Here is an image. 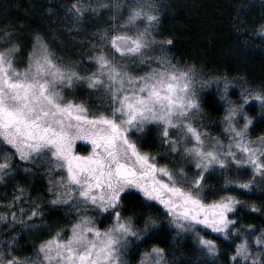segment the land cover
Listing matches in <instances>:
<instances>
[{
	"label": "snow or ice",
	"instance_id": "obj_1",
	"mask_svg": "<svg viewBox=\"0 0 264 264\" xmlns=\"http://www.w3.org/2000/svg\"><path fill=\"white\" fill-rule=\"evenodd\" d=\"M108 7L115 9L108 26L97 29L90 39L93 52L87 59L95 71L84 74L58 57L39 34L33 37L26 66L18 67L21 45L13 39L14 32L0 31V45H7L0 47V181L13 175L12 161L17 156L21 161L46 158L65 170L58 182L49 179V203L71 202L80 213L69 228L42 240L31 262L14 255L9 241L7 252H0V264H127L126 252L133 241L143 242L164 227L147 216L138 228L134 214L124 215L123 199L130 195L138 197L141 206H163L168 225L177 235L191 233L200 253L214 258L220 251L216 240L197 229L203 225L225 238L230 233L239 235L233 217L241 202L227 189L207 200V176L232 166L250 167L251 177H226L225 185L248 190L257 178L264 181V133L256 139L250 136L256 126L264 125V86L242 88L239 99L233 100L229 86L236 81L227 74L206 75L195 65L180 67L166 56L154 55L157 47L171 43L158 42L154 34L160 21L155 3L134 0L125 5L116 0L111 5L93 6L74 0L67 14L73 26L79 27L89 9L95 13L97 8ZM257 33L264 39V22ZM79 86H86L98 103L68 98L65 93ZM208 102L224 105L221 120L227 143L210 137L199 123L202 103ZM252 104H258V109H253L255 116L248 112ZM153 130L170 154L179 155L191 167L170 168L142 150ZM77 140L90 141L87 155L73 151ZM15 191L18 195L6 202L5 208L24 201L25 188L17 186ZM88 210L109 217L111 223L99 227ZM24 211L11 212L12 221L17 212L22 215ZM8 215L0 212V220H7ZM42 215L41 206L33 202L30 218ZM255 243L264 245V230ZM249 257L252 264L260 259L244 238L236 244L231 259L234 264H248ZM139 264L172 261L163 247L154 244L141 253Z\"/></svg>",
	"mask_w": 264,
	"mask_h": 264
},
{
	"label": "trees",
	"instance_id": "obj_2",
	"mask_svg": "<svg viewBox=\"0 0 264 264\" xmlns=\"http://www.w3.org/2000/svg\"><path fill=\"white\" fill-rule=\"evenodd\" d=\"M73 2L74 0H0V31L14 32V39L16 37L25 39L27 36L39 34L58 57L75 64L84 74L88 72L87 66L91 65L87 58L93 52L87 40L92 30L108 26L115 9L111 7L95 16L83 17L80 21L82 28L88 27L89 30L82 32L81 29L85 34L79 37L78 32L70 29L68 24L73 21L66 14L68 6ZM119 2L126 5L134 3V0ZM144 2L159 6L160 21L154 33L157 41H171L164 48L157 47L155 53H161L180 67L195 65L198 71L203 70L206 75L227 74L236 81L229 86L233 100L239 99L242 88L259 89L264 86V46L257 33L258 25L264 22V2L259 0H144ZM113 3H116V0ZM211 92L213 97L217 95L215 89ZM65 94L70 98L75 97L77 100L93 104L91 98L94 95L84 86L76 87ZM253 109H258V104H252L248 109L249 114L255 116L256 112ZM223 115V104L202 103V119L199 123L210 137L225 140L221 135ZM262 133L264 125L256 126L250 136L256 139ZM141 147L144 151L155 152L159 164H167L170 168L181 165L191 167L179 155L170 154L168 148L154 140L150 134H147ZM191 175L192 171L189 172V176ZM251 175L250 167L237 169L236 166L226 170L223 176L219 173L208 175L205 180L206 199L213 200L224 194L226 177L229 180H246ZM258 180L256 187L252 185L248 190L240 189L235 184L227 185L228 187L233 185L227 191L235 194L237 200L246 205L237 209L233 217L236 219L235 227L242 224L264 227L261 221L264 220V181L259 178ZM248 198L251 200H247ZM123 204L124 215H145L144 210L147 206H141L138 197L125 196ZM252 205L256 206L255 209L251 207ZM150 242L163 247L167 256L168 251H176L181 256L194 259L196 250L182 245L181 250L177 251L176 244L169 240L168 234L164 235L163 228L155 233ZM183 256L178 264H192V261L186 263ZM218 264H227V261L224 262L222 259Z\"/></svg>",
	"mask_w": 264,
	"mask_h": 264
},
{
	"label": "rangeland",
	"instance_id": "obj_3",
	"mask_svg": "<svg viewBox=\"0 0 264 264\" xmlns=\"http://www.w3.org/2000/svg\"><path fill=\"white\" fill-rule=\"evenodd\" d=\"M114 0H84L86 3H90L93 6H97L99 4H108L111 5ZM260 2H264V0H259ZM108 8H97L95 13L91 12V9L87 11L84 15L86 16H95L101 12H105ZM67 11V10H66ZM67 14V13H66ZM113 14V13H112ZM124 15H127V11H124ZM68 18L73 21L69 15L67 14ZM81 21V20H80ZM79 21V27H74L73 22H70L68 25L70 29L73 31L78 32L79 37H83L85 32L89 30L88 27H83L81 22ZM122 22V21H121ZM100 28V27H99ZM97 28V29H99ZM81 29L82 32H81ZM85 29V30H84ZM97 30H92L90 37L88 38L89 45L92 47L90 43V39L96 35ZM36 35V34H35ZM27 36L25 39H18L17 37L14 39L17 43L21 45L20 54L16 57L17 66L23 68L26 66L27 62V55L32 49L33 44V37L35 36ZM259 40L262 42L264 46V39L260 38L258 35ZM87 39V38H86ZM45 40V39H44ZM7 45H0V47H6ZM159 52V51H158ZM154 55H161V53H154ZM90 64V63H89ZM91 68V69H90ZM88 72L95 71V65L91 63L90 66H87ZM131 70V69H130ZM146 69H141L144 71ZM86 89L87 87L84 86ZM88 90V89H87ZM70 98V97H68ZM92 103H98L95 96L91 98ZM88 102V99H87ZM153 136L154 140L159 141L161 144V140L157 135L156 131L153 130L149 133ZM177 135L176 133H173ZM221 135L225 138V143H227V138L224 135V125L222 122V132ZM135 139L136 137L133 136ZM219 138V137H218ZM220 139V138H219ZM81 141V140H77ZM91 151V150H90ZM151 152V151H147ZM155 157L157 162L159 163L158 156L155 152H151ZM14 165V173L11 176L5 177L3 181H0V212H8L7 220H0V252H7L9 241H12V251L13 254L19 256L21 258H28L29 261L35 257L36 255V248L38 247L39 243L42 240H46L49 238L50 235H54L57 230L59 229H67L70 227L72 223H75V218L78 217L80 213L72 206L71 202L68 205H51L49 201L52 199L50 193H48L49 187V179L53 181V183L58 182L61 175L64 174L65 170L56 168L55 165L49 163L46 158H42L39 160L34 161H21L17 156L13 161ZM27 169V171H26ZM228 170V169H227ZM221 174L222 176L226 173V170L221 171H214L211 174ZM258 178L256 179L253 185L254 188L258 184ZM17 186H23L26 190V195L24 201L21 203L20 201L16 202V206L8 209L4 207V204L8 201H11L13 196L18 195L15 191ZM232 186L224 185L223 188L228 189L232 188ZM231 190V189H230ZM133 192L136 190H132ZM235 196V194H232ZM247 195H250L247 193ZM251 200V199H247ZM246 200V201H247ZM210 201V200H209ZM35 202L41 206V211L43 213L42 216L32 217L30 218V210L32 203ZM248 202V201H247ZM244 208L246 205L240 203L239 207ZM18 208H23L25 211L21 215L17 212V219L12 221L11 212L17 211ZM83 211V208H81ZM145 215L139 214L135 216L136 218V226L138 228L143 227V218L147 216H152L156 219L159 224L163 225L164 235L168 234L169 240L174 242L175 248L177 251L181 250L182 245L188 247L190 249L196 250L194 253V259L190 260L188 257L183 256V259L187 262L192 261V264H218L219 261L224 259L227 261V264H234L231 259L233 251L237 243H239L242 239L247 238L249 242V246L253 254L260 259L257 260V264H264V256H261V253L264 252V245H258L255 243L257 235L264 230V227H259L257 225H238L236 228L239 230V235L236 233H230L227 238L223 236L221 233H214L210 229L205 228L203 225L198 227V231L202 230V234L206 236L208 239L216 240L217 245L219 246V253L214 258H205L199 250V247L195 245L194 240L192 239L191 233L185 234L181 233L177 235L175 229L168 225V217L165 215L164 209H160L158 207H146ZM87 214L93 216L97 225L101 228L106 227L111 223V220L107 216H101L99 213L94 211L88 210ZM141 216V217H140ZM264 223V220H261ZM251 226V228H249ZM161 229L158 228L156 232ZM261 229V230H260ZM46 231V232H44ZM155 232V233H156ZM67 232L63 233V237L66 238ZM153 234L151 238L154 236ZM13 236L15 239L13 240ZM151 238L145 239L143 242L140 241H133L131 247L126 252V260L127 264H139L140 262V255L142 252L149 250L153 243L150 242ZM227 253V254H226ZM167 258L172 261V264H178L180 260H182V256L180 253L176 251H168ZM226 254V257H225ZM235 264H242V261H236ZM248 264H252V258L249 257Z\"/></svg>",
	"mask_w": 264,
	"mask_h": 264
},
{
	"label": "flooded vegetation",
	"instance_id": "obj_4",
	"mask_svg": "<svg viewBox=\"0 0 264 264\" xmlns=\"http://www.w3.org/2000/svg\"><path fill=\"white\" fill-rule=\"evenodd\" d=\"M90 150H91L90 141L81 140V141H75L74 142V145H73V151L74 152H77L81 155H87L90 152ZM159 208L162 210L163 206H159ZM237 209H238V206H237ZM237 209H236L235 213L237 212ZM235 221H236V219H235ZM242 225H247V224H242ZM260 227H262V226H260ZM260 227L258 226L257 228H260Z\"/></svg>",
	"mask_w": 264,
	"mask_h": 264
}]
</instances>
